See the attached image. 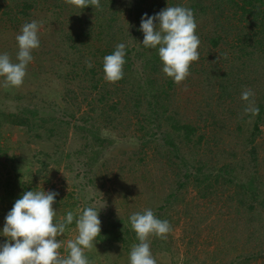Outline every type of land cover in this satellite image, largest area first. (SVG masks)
<instances>
[{
	"label": "rangeland",
	"instance_id": "rangeland-1",
	"mask_svg": "<svg viewBox=\"0 0 264 264\" xmlns=\"http://www.w3.org/2000/svg\"><path fill=\"white\" fill-rule=\"evenodd\" d=\"M23 1L20 4L19 0L15 3L0 0V14H8L5 20L19 13L27 3L32 5L27 20L41 22L38 31L40 47L32 51L33 60L27 66L23 85L5 88L0 83V145L9 148L12 155L19 157L18 161H23L15 169L0 165V195L4 191L1 183L6 176L18 179L20 188L21 184H28L33 191H55L58 195L53 208L57 211V222L62 221L68 211L78 217L84 208L92 206L99 211L101 230L110 226L111 219L121 218L127 223L131 214L142 213L145 209H151L156 217L164 214L162 219L157 218L170 222L172 231L167 240L155 236L150 238V250L157 264H229L230 261L233 264H264V208L259 203L264 196V108L260 107L259 97L264 93V69L256 72L259 63H264V54L255 55L258 60L242 64V60L236 59L237 49L230 46L234 43L256 47L251 39L253 32L245 28L249 23L247 15L239 8L243 0H235L239 5L235 4L231 9L224 0L220 4L224 11L216 7L219 4L213 3L214 0L201 2L205 10L194 13L196 34L201 42L199 60L192 63L185 81L175 83L170 104L171 108L179 110L182 122L197 126L195 138L198 135L210 138V141L205 139L207 143L203 139V148L192 149L189 153L183 144L186 162L192 157L200 160L206 175L232 162L237 165L241 176L257 171L260 198L253 210L249 208L248 198L243 201L240 193L235 192L236 185L217 183L220 188L207 195V188L197 186L194 175L185 178V172L195 174L196 167L189 163L191 166L186 167L189 170L185 168L182 171L183 165L181 170L173 164L171 166L178 160L171 161L168 157H173V154L168 152L166 126L162 125L165 115L150 112L148 103L152 104V96L162 99L159 90L173 79L163 73L158 49L145 48L142 44L144 34L135 19V0H115V3L113 0H101L104 9L117 11L113 16L115 21L109 23L108 16L103 28L100 16L63 0ZM18 3L20 5L16 7ZM52 3L64 7H56ZM187 3L189 0H168L164 8ZM111 4L114 7L110 8ZM260 7L264 8V5ZM18 16L22 17L21 14ZM75 17L78 19H73ZM22 26L23 23L14 24L0 30V54L7 52L14 63L18 62L16 55L19 50L16 36ZM77 33L82 34L79 43L74 39ZM217 33L229 44L222 41L216 47L204 38ZM119 43L126 45L124 76L116 83H109L104 79L103 58L112 54ZM88 60L93 67L86 66ZM75 64L85 71L74 76L77 71ZM73 68L75 70L71 72ZM226 83L234 86L230 91L231 97H223L225 100L219 101L222 99L221 85ZM245 89L255 93V103L263 119L259 125L261 134L253 144L258 154L256 169L249 167L252 159L250 147L244 146L241 137L233 133L236 117L246 116V123H253L258 116L243 112L246 102L241 99V93ZM139 97L143 101L141 106L145 107L135 109L133 104ZM36 104L46 106L48 116L57 119L50 121L48 126L60 129L58 123L62 120L70 121V125L53 133L50 128H42L39 134L8 123L7 116L12 111ZM230 110L234 114L231 118ZM139 113L147 116L142 129ZM87 117L89 122L100 128L104 137L110 139L108 144L98 146L91 142V138L88 140L89 137L79 133L76 125L84 124L81 118ZM85 144L100 149L91 165L88 154L73 155L69 159L64 157L60 164L43 156L44 153H54L56 145L66 155L82 149ZM39 151L41 155L36 156ZM3 161L0 158V163ZM211 181H216L213 173ZM180 182H183L182 186ZM172 193L176 198L167 208L166 198ZM161 206L166 209H161ZM6 207L0 196V232L5 224ZM77 235L75 225L57 237L62 244L59 249L62 256L68 255L67 241L75 240ZM7 240L6 236L0 235V244ZM94 243L95 247L85 253L90 264H130L131 247L139 241L115 240L103 247L97 238Z\"/></svg>",
	"mask_w": 264,
	"mask_h": 264
},
{
	"label": "clouds",
	"instance_id": "clouds-1",
	"mask_svg": "<svg viewBox=\"0 0 264 264\" xmlns=\"http://www.w3.org/2000/svg\"><path fill=\"white\" fill-rule=\"evenodd\" d=\"M65 2L81 10L88 5L102 10L100 0ZM40 27L41 22L36 20L23 24L20 34L16 36L18 62L14 63L7 52L0 54V78H3L0 83L3 87L19 88L23 85L27 66L33 60L32 51L40 47ZM196 29L194 13L188 7L167 6L152 16L145 13L141 18L139 30L144 34L143 46L158 49L163 73L176 84L186 80L192 63L199 60L201 42ZM125 49L126 45L119 43L112 54L103 58L104 79L107 82L116 83L123 78ZM86 66L91 68L93 64L88 60ZM254 96L251 89L241 93V99L246 102L243 112L253 117L259 115ZM57 195L55 191L31 190L15 201L0 232V235L8 238L0 244V264H90L85 253L95 247L94 242L100 236L99 211L89 206L78 217L68 211L64 220L57 222V211L53 208ZM74 220L78 235L75 240L67 241L68 255L62 256L59 251L62 244L57 237L63 236L66 226L73 224ZM129 220L139 241L131 247L130 264H157L150 250V238L155 236L167 240L172 231L170 222L157 218L151 209L135 212Z\"/></svg>",
	"mask_w": 264,
	"mask_h": 264
},
{
	"label": "trees",
	"instance_id": "trees-1",
	"mask_svg": "<svg viewBox=\"0 0 264 264\" xmlns=\"http://www.w3.org/2000/svg\"><path fill=\"white\" fill-rule=\"evenodd\" d=\"M10 1L11 3L13 2L15 3L18 0H10ZM113 1L115 3V0ZM169 1L171 2L172 0H169ZM223 1L224 0L222 1L214 0L213 3L219 4L216 7H220V4H222ZM19 2L21 4L24 1L19 0ZM100 2H101L102 10H97L92 5H88L85 8H83V11L88 10L92 15L100 16L101 19H99V21H102L100 23H102L101 25L103 28L104 26L103 22L108 19V16H110L109 21H108L109 23L115 21V17L113 16L115 15L116 10L110 11L108 8L104 9V6H103L104 2H102L101 0ZM201 2H203V0H189V3L185 4L183 7L190 8L193 11V13H198V11L203 12L205 10V5L204 3H201ZM20 4L18 3L16 7H18ZM52 4L56 5V7H64L58 3H52ZM166 4H168V0H135V3H134L135 6L133 8L135 11L136 21L140 25L141 18L145 13H147L149 16H152L157 13V10L160 12L162 8L166 6ZM235 4L239 5L235 0H226V5H229L228 7L229 9L233 8ZM25 5H26L25 8H23L19 13H17L16 15L12 16L11 18L7 20H5V15H8V14H5L6 12L4 14H0V30L5 29L6 27H9V26L12 27L14 26V24H20V23L24 24L26 22H30L27 19L29 18L28 11H31L30 8H32V5H29L27 3H25ZM262 5H264V0H243V5L239 7L240 9H242V12H244L245 15H247L246 19L248 20L249 23H247V26H245V28L248 30V32H253L254 37H252L251 39L256 45V47H251V46H247L246 44H237V45L234 43L230 44L231 47L237 49L236 51H237L238 57H236V59L242 60V64L247 63L248 60H251V61L258 60L257 58H255V55L264 54V8L260 7ZM1 6L2 4H0V7ZM247 6H250L252 8L247 9ZM109 7L112 8L114 6L111 4ZM220 8H219L220 11H224L225 9L223 6ZM18 14H21L22 17H19ZM73 19L77 20L78 18L75 17ZM95 25H98V23H96ZM235 36H239V35H235ZM204 38L209 39L208 42L216 47L222 41H223L222 43L224 44H229L227 43L228 41L223 39V36L218 33L216 35H212L211 37L204 36ZM74 39L75 41L78 42L80 39H82V34L80 33L75 34ZM239 40L241 41L242 38H239ZM249 48H253V50H250ZM247 50H249V53H247L248 52ZM262 65H264L263 62L259 63V66H258L259 68H257L256 72L263 71L264 67L262 68L261 67ZM76 66L77 64H75V68L77 71L74 72L75 68H73V70L71 71V72H74L73 73L74 76H76V74H78L79 72L81 73L85 71V69H83L82 67L80 66L76 67ZM93 71L96 73L95 70ZM230 85H233V84L229 83L228 85L226 83V84L221 85L222 91H221L220 97L222 99L219 101H222V100H225V98L231 97L230 91L233 90L234 86L232 87ZM150 86H153V83H151ZM174 86H175L174 81L168 82L165 88H162L161 90H159L161 91L160 93H162L164 98L162 97L160 101L156 97L152 96L150 97L152 104L148 103V108H150L151 110L150 112H154V113L156 112V114H158V112L159 113L162 112V114L165 115L164 118L162 119L163 121L162 125L165 124L166 126V131H165V136L167 140L166 144L170 146L168 147V150H169L168 152L173 154V157H171V155H169L168 157L170 158L171 161L175 159L178 160L176 162H172L171 166L174 165V167H179V169L181 170L180 166L183 165L184 168L182 171H184L186 167H189L191 165H193L194 168L196 167L195 174L186 171L184 174L185 178L191 177L194 175L196 185L199 187L203 186L204 189L207 188V192H206L207 195L210 194V191L213 192L220 188L217 185V183L219 184L231 183V184L236 185L235 192L240 193V199H242L243 201H246V199L248 198L249 208L253 210V208L256 207L255 204L259 201V198H260L259 196L260 192H258L259 188L257 186L258 185L257 180L260 177L258 178V174L256 173L257 171H255L251 175L246 174L245 176H241L238 171V167L234 162L226 163L222 167L217 168V172H212L214 174V178L216 179V181H211L212 173L208 175H206L207 173L206 174L204 173L205 169L200 160H197L196 158L192 157L189 161L187 162L185 161L184 157L186 156V154H183V150H182L183 144H184V147L187 148L186 150L187 153H189L192 149L200 150L201 146L203 148L204 136L198 135L197 138H195V133H196V130L198 129L197 126H195L191 122L189 123L182 122L180 118L181 114L179 110L174 107L171 108L170 102H171L172 95H173L172 92H174L173 91ZM72 91L74 92L75 90H72ZM73 96H76V94L73 93ZM223 97L225 98L223 99ZM259 97H260V101L262 102L260 104V107L264 108V93L260 94ZM140 99L141 97H139L138 102L133 104V107L135 109H140V108L145 107V106L143 107L141 106L143 101ZM153 101L155 102L157 101L158 103L153 104ZM43 105H46V104H43ZM41 106H42L41 104L40 105L36 104L33 106L30 105V106H25L24 108H21L16 111H12L10 115L7 116L8 123L12 125L16 124L18 126H23L30 133L31 132L38 133L40 129L42 128H50L49 131L53 133L56 130H64L65 125H70V121L62 120L60 122L58 121L59 122L58 124L61 126L60 129H56L54 126H48L47 124L50 121H57V119L54 117L52 118V116H48L49 114L46 111L47 109L46 106H42V107ZM168 106H170V108H168ZM229 114H231L230 118L234 115L231 110L229 111ZM248 115H251V114H248ZM245 119H246V116L241 117V118L236 117V120H235L236 128L233 133H236L237 135L241 137V141H243L244 146L250 147V154H251L252 159L249 162V167L256 169V167L258 166V154H257L256 145H253V144L256 142V138L258 137V135L261 134L259 125H260V122L263 121V119L261 118L260 115H258L255 118L253 123L249 122L250 124L246 123ZM81 120L84 121L85 123L79 126L76 125V127L80 129L79 133H81V135H83L85 138L89 137L88 140L91 138L92 139L91 142H93V144H96L102 147L110 142V139L102 135L100 128L95 126V123L89 122L90 120L89 117H87L86 119L81 118ZM138 120L141 125L140 129L145 128V122L147 121V116L140 114L138 117ZM219 128L222 129L221 126H219ZM39 134L41 133L39 132ZM234 136L236 137L235 134ZM35 138H38V136H36ZM205 139L207 141H210V138L208 137ZM205 139L204 141L206 142ZM217 144L219 145L218 141H217ZM59 149H60L59 145H56L54 146V153L52 154L44 153L43 156L45 157L46 160L53 161L55 163L60 164L62 161H64L65 159L64 157L69 159L73 155H84V154L87 155L88 154V159H89L88 163L91 165L96 159V156L100 151V149H94L86 144L85 146H83L82 149H77L71 154H66V155L63 153L61 149L60 150ZM234 152H232L231 155L234 156L235 155ZM35 155L36 156L41 155L40 151L37 152ZM0 158H3L4 160L3 163H0L2 168L3 167L8 168L11 166L13 169H15V166L19 167L22 165L21 163L23 162L22 160L18 161L17 159L19 157L12 155L10 152V149L7 147H4L3 145H0ZM178 158H180V160ZM189 163H191V165ZM212 168L216 169L215 166H212ZM186 170H189V168H186ZM237 180H239V182H235ZM1 184H2V187L4 188L3 193L0 195L1 202L6 204L7 213L12 209L15 201L21 198L24 192L33 190L31 185H28V184H21L22 188H20L18 186V184H20L18 179H13V177L11 176H8V177L6 176ZM179 185L182 186L183 182H180ZM236 188L238 190H236ZM175 198L176 196L173 193L170 194L168 198H166L165 204H167V208L171 206V204L174 203L173 201ZM259 203L264 208V196H263L262 202H259ZM161 209H166V208L164 206H161ZM163 216L165 215L164 214L157 215V217H160L161 219ZM63 220L64 218L62 219V221ZM109 223H110V226H106L105 229L101 230L100 236L97 237L100 241V244L103 247H106L107 245L114 242L115 240H120V241H125V242L138 241L135 231L131 228L130 220H128V222L125 223V220L118 218L116 221L111 219ZM73 226H75V220L73 224L66 226V231H68ZM229 264H233V262L230 261Z\"/></svg>",
	"mask_w": 264,
	"mask_h": 264
},
{
	"label": "bare ground",
	"instance_id": "bare-ground-1",
	"mask_svg": "<svg viewBox=\"0 0 264 264\" xmlns=\"http://www.w3.org/2000/svg\"><path fill=\"white\" fill-rule=\"evenodd\" d=\"M125 135H129V134H125ZM125 135H124V136H125ZM130 135H132V133H130ZM130 135H129V136H130ZM129 136H128V137H129ZM113 138H114V137H113ZM122 139H123V138H122ZM115 140H116V139H115ZM121 141H122V140H121ZM114 142H115V141H114ZM116 142H118V140H116ZM114 146H115V145H114ZM116 146H117V145H116ZM122 146H123V145H122ZM129 151H130V149H129ZM111 152H113V151H111ZM120 152H121V151H120ZM126 152H128V150H127ZM116 153H117V152H116ZM128 153H129V152H128ZM118 155H119V154H118ZM110 156H111V155H110ZM101 157H102V156H101ZM105 157H106V156H105ZM114 157H115V156H114ZM116 157H117V156H116ZM106 158H108V157H106ZM106 158H104V159H106ZM110 158H113V157H110ZM104 159H102V161H104ZM113 159H114V158H113ZM100 160H101V159H100ZM100 160H99V161H100ZM95 164H96V163H95ZM96 165H97V164H96ZM83 166H84V165H83ZM83 169H86V168H82V170H83ZM87 170H88V169H87ZM83 172H84V171H83ZM80 175H81V174H80ZM84 175H85V174H84ZM87 177H88V176H87ZM109 177H110V176H109ZM109 177H108V178H109ZM103 179H104V178H103Z\"/></svg>",
	"mask_w": 264,
	"mask_h": 264
}]
</instances>
